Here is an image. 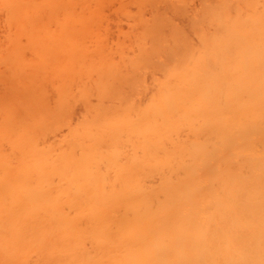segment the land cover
<instances>
[{
    "label": "bare ground",
    "instance_id": "obj_1",
    "mask_svg": "<svg viewBox=\"0 0 264 264\" xmlns=\"http://www.w3.org/2000/svg\"><path fill=\"white\" fill-rule=\"evenodd\" d=\"M193 1L0 0V264H264V0Z\"/></svg>",
    "mask_w": 264,
    "mask_h": 264
},
{
    "label": "rangeland",
    "instance_id": "obj_2",
    "mask_svg": "<svg viewBox=\"0 0 264 264\" xmlns=\"http://www.w3.org/2000/svg\"><path fill=\"white\" fill-rule=\"evenodd\" d=\"M197 1H198V0H197ZM197 1L195 0V1H193V2L195 3V2H197ZM193 5H194V4H193ZM195 5H196V4H195ZM195 5H194V7H198V6H199L198 4H197L196 6H195ZM198 8H200V6H199ZM198 8H197V9H198ZM111 12H112V11H105V13H104V18H106L105 15H106L107 17L114 18L116 15L114 16L113 13H111ZM110 18H109V19H110ZM107 19H108V18H107ZM109 19H108V21H107L108 24H109V22H110L111 24H113L112 27H114L113 20H110V21H109ZM115 19H116V18H115ZM103 20H104V19H103ZM111 21H112V22H111ZM114 21H116V20H114ZM117 21H118V19H117ZM120 22H121V23H120ZM120 22L118 21V24H117V25H119V23H120V25H119L118 28L122 27V23H124L123 21H120ZM105 24H106V21H104V25H105ZM106 25H107V24H106ZM109 25H110V24H109ZM124 25H125V23H124ZM102 26H103V23H102ZM107 26H108V25H107ZM115 26H116V24H115ZM103 27H104V26H103ZM103 27H102V28H103ZM105 27H106V26H105ZM105 27H104V29L101 28V30L98 29V31H100L101 34H102V30H103V32H105V33L107 32L106 35H108V37H106V38H109V39H110L109 34H112V35H111V38H112V36L114 35L113 32H112V33H111V32H108L109 29H110V31H111V28H112L111 25L108 26V27H109L108 29L105 28ZM116 27H117V26H116ZM123 27L125 28L126 25L123 26ZM118 28H117V29H118ZM105 29H107V31H104ZM115 29H116V28H114V29L112 28V31H114ZM117 29H116V30H117ZM120 29L122 30V28H120ZM116 30H115L114 32L118 34V31H116ZM124 30H125V29H124ZM103 34H104V33H103ZM0 35L2 36V35H4V33L1 34V31H0ZM104 35H105V34H104ZM100 36H101V35H100ZM115 36H116V34H115ZM102 37H104V36H102ZM113 37H114V36H113ZM0 38H1V39H0V43L2 44V46H3L4 48H7V49L10 48V49H11V48L14 46V42H9V43H8V42H6V40H4V39H5L4 37H0ZM114 38H115V37H114ZM109 39H108V40H109ZM115 39H116V38H115ZM110 40H111V39H110ZM110 40H109V41H110ZM112 41L114 42V40H112ZM112 41H110V42H112ZM108 44H110V43H108ZM25 53H26V52H25ZM27 53H28V52H27ZM27 53H26V54H27ZM28 54H29V53H28ZM25 56H26V55H25ZM27 57H28V55H27ZM1 69H2V68H1ZM0 71H1V70H0Z\"/></svg>",
    "mask_w": 264,
    "mask_h": 264
}]
</instances>
